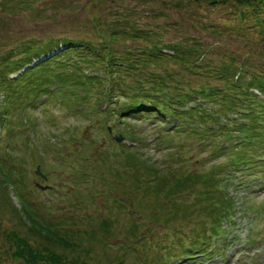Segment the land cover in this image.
<instances>
[{
  "label": "rangeland",
  "instance_id": "374dc122",
  "mask_svg": "<svg viewBox=\"0 0 264 264\" xmlns=\"http://www.w3.org/2000/svg\"><path fill=\"white\" fill-rule=\"evenodd\" d=\"M172 1L30 0L22 6L16 0L11 3L14 10L0 12V55L21 49L29 40L39 43L50 37L97 42L91 17L103 20L110 18V11L126 15L129 10H140V18L134 19L139 27L155 30L162 40L196 37L205 42L209 66L221 64L222 54L233 53L248 59L252 69L264 71V42L250 45L251 39L261 36L259 32L250 26L236 32L226 25H232L231 4L214 7L195 2L192 11H179L169 7ZM100 29L109 32V26ZM124 41L118 49L131 43ZM24 54L19 52V56ZM5 70L0 65V71ZM85 73L102 75L88 68ZM18 82L8 85L10 89L16 85L17 99H25L24 106L14 103V110L0 122V264H25L14 256L13 233L35 248L48 247L76 264H264V166L258 165L256 176L245 182L235 178L239 171L232 178L231 156L215 153L222 143L232 141L217 134H194L195 129L168 130V114H128L121 120L110 111L101 112L110 101L99 100L101 88L93 84H88L92 91L87 101L56 94L38 104V97L33 100L34 95L24 92ZM11 93L9 88L0 92V111L12 99ZM29 97L32 101L26 100ZM202 102L198 98L197 103ZM126 128L136 133L134 139L124 136ZM197 129L203 131L204 126L198 124ZM119 134L124 137L121 142L114 138ZM122 145L141 149L159 166L164 183L144 173L137 183L135 168L125 162L128 149L134 147ZM250 150L251 155L260 153L257 146ZM38 165L48 176L46 181L36 174ZM213 169L223 171L221 177L230 174L231 182L222 181V186L224 194L234 199V208L222 218L221 235L208 231L201 244L197 234H203L213 221L203 210L209 203L201 200L198 188L172 197L167 191L174 178ZM38 183L51 188L42 190ZM155 183L162 186V194L153 193ZM185 204L187 208L179 206ZM23 205L37 211L35 221L41 227L68 244H54L33 233L19 217ZM195 240L200 246L191 249ZM163 257L167 259L162 261Z\"/></svg>",
  "mask_w": 264,
  "mask_h": 264
},
{
  "label": "trees",
  "instance_id": "16d2710c",
  "mask_svg": "<svg viewBox=\"0 0 264 264\" xmlns=\"http://www.w3.org/2000/svg\"><path fill=\"white\" fill-rule=\"evenodd\" d=\"M14 1L16 0H0V12L10 11ZM25 1L30 0H18L17 5L23 6ZM195 2H207V5L214 7L231 4L232 25L225 24L236 32H245V29L253 27L261 36L251 39L250 45L264 42V0H173L169 7L179 11L189 8L192 11ZM141 14L140 10H129L126 15H122L116 10L110 11L109 19L91 17L99 37L97 42L91 39L50 37L45 41L39 40V43L29 40L21 49L13 48L0 55V65L6 68L5 74L0 71L3 75L0 78V92L4 93L6 88L12 89V99L6 101L9 106L4 105L5 111L14 110V103L18 107L24 106V101L19 102L17 99L16 85L11 89L8 85L14 81H20L18 84L23 86L24 92L34 95V98L39 97L42 92L50 96H75L82 101L88 100L92 91L89 85L93 84L101 88V97L98 99L108 100V104H113L101 112L110 111L117 114V118L128 114H153L155 117L168 114L184 122V128H189L194 122L204 126L203 131L195 129L192 132L194 134L208 137L217 134L225 140H238L234 146L235 152H228L232 157L229 162L232 178L237 175L236 171L240 174L235 178L244 182L248 176H256L254 169L258 165H264L261 160L264 156V71L252 69L248 59L233 53L222 54L221 64L209 66L205 58L208 53L205 42L196 37L175 42L162 40L155 30L139 27L135 20ZM102 25L109 26V32L103 33L100 29ZM128 39L131 43L118 49V43H125L124 40ZM55 49H59L58 52L26 70L18 80L8 79L13 71L22 70ZM165 50L171 52L167 53ZM19 52L25 54L19 56ZM85 68L101 71L102 75L86 74ZM198 98L204 101L197 103ZM191 102H194L193 105L188 106ZM3 114L1 109L0 122ZM123 133L130 140L136 135L129 128L124 129ZM255 146L259 147L260 153L251 155L250 149ZM134 148L128 149L125 162L135 168L137 183L140 184L139 176L142 173L147 174L148 179L164 183V179L159 177V166L141 152V149ZM218 169L207 174L191 173L174 178L175 183L167 191V195L172 197L178 193L199 189L201 200L209 203L203 210L213 219L211 227L203 228L205 233L209 228L210 231H217L221 219L234 208V199L224 194L222 186V181L231 182L230 174L221 177L223 171ZM8 173L10 179L13 169ZM154 187L156 189L152 190L153 193H163L162 186L155 183ZM179 206L187 208L186 204ZM210 206L213 208L210 209ZM36 212L23 205L19 217L21 221L29 224L33 233L47 237L54 244L67 245V242L58 239L52 231L41 227L35 221V216H38ZM10 239L14 240L17 247L14 256L23 259L25 264H76L48 247H33L18 234L13 233ZM178 240L180 243L181 239Z\"/></svg>",
  "mask_w": 264,
  "mask_h": 264
},
{
  "label": "water",
  "instance_id": "95a60500",
  "mask_svg": "<svg viewBox=\"0 0 264 264\" xmlns=\"http://www.w3.org/2000/svg\"><path fill=\"white\" fill-rule=\"evenodd\" d=\"M117 140H118V141H122V140H123V136H122V135L118 136ZM36 173H37L38 175L42 176L44 179H47V176L43 174V172H42L40 166L37 167V171H36ZM43 188H46V187H43Z\"/></svg>",
  "mask_w": 264,
  "mask_h": 264
}]
</instances>
